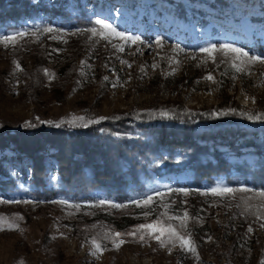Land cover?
I'll return each instance as SVG.
<instances>
[{"label":"rangeland","instance_id":"374dc122","mask_svg":"<svg viewBox=\"0 0 264 264\" xmlns=\"http://www.w3.org/2000/svg\"><path fill=\"white\" fill-rule=\"evenodd\" d=\"M22 1L32 9L18 18L8 10L10 27L0 28V37L29 33L15 45L0 44V132L54 127L73 117L84 118L76 121L80 125L161 111L264 113V64L236 72L223 54L215 53L213 60L201 52L209 44H231L264 57V0ZM97 19L139 36L141 43L124 44L115 38L109 42L77 31L97 27ZM46 27L60 31H37ZM113 44L122 45L123 51ZM208 75L213 80L205 79ZM26 122L35 126L27 127ZM60 127L87 128L67 123ZM242 129L248 133L236 139L233 149L214 132L200 139L202 146L222 153L231 167L228 175L214 177L211 184H196L191 169L163 175L134 170L113 146L73 156L62 171L60 159L47 154L35 163L18 143L9 142L0 149V216L5 218L0 264H261L264 219L253 213L262 203L257 194L264 191L256 181L264 163V125ZM200 130L204 128H196ZM166 149L177 162L180 149ZM160 154L168 156L165 149ZM158 166V172L163 171L162 164ZM119 177L124 180L119 182ZM217 185L252 191L201 195ZM180 188L189 191H169ZM148 195L153 196L150 208L131 203ZM101 199L127 207H99ZM185 211L190 217L186 229L179 220L168 219ZM157 218L190 233L199 259L179 244L161 247L154 239L139 242L125 235L126 242L115 249L111 239H104L106 232L128 233ZM8 224L18 230H7ZM94 237L104 246L96 256L89 254L88 241Z\"/></svg>","mask_w":264,"mask_h":264},{"label":"trees","instance_id":"16d2710c","mask_svg":"<svg viewBox=\"0 0 264 264\" xmlns=\"http://www.w3.org/2000/svg\"><path fill=\"white\" fill-rule=\"evenodd\" d=\"M216 1L221 2V0ZM27 3L28 1L22 0H0V28L10 27L8 10L12 9L14 17L17 16V18L27 10H31L32 8H27ZM219 11L221 12L222 9L220 8ZM212 113L214 112L175 111L169 112L166 118L152 113H141L135 116L126 115L118 119H108L84 129L40 126L17 131L14 134L0 132V149L7 147L9 142L18 143L20 149L29 154L28 156H31L35 163L50 154L51 158L60 159L58 165L63 171L71 164L70 160L73 156L92 155L93 150L96 151L99 146H113L134 170L152 169L157 171L156 175H163L191 169L196 184L201 180L211 184L214 177L228 175L231 167L222 153L202 146L199 143L200 139L211 138L213 135L211 132H214V137L225 141L233 149L236 139L248 133L242 129V125L254 128H258L260 124L264 125V120H250L242 114L243 112L235 111V114L215 116ZM255 114L258 113H253ZM197 127H202L204 130L197 132ZM99 132L102 134L99 135ZM250 144L249 142L246 145ZM167 147L172 150L180 149L177 162L174 160L173 152L168 151ZM163 149L167 151L168 156L160 154ZM203 156L210 158L204 161L201 159ZM158 163L162 164L161 172H158L160 169L155 167ZM262 163L260 175L256 180L260 183V189L264 188V163ZM117 179L119 182L124 180L120 177Z\"/></svg>","mask_w":264,"mask_h":264},{"label":"snow or ice","instance_id":"6c2138e0","mask_svg":"<svg viewBox=\"0 0 264 264\" xmlns=\"http://www.w3.org/2000/svg\"><path fill=\"white\" fill-rule=\"evenodd\" d=\"M95 25L97 27H92L89 29H77L78 32L87 31L90 32L93 36H100L101 38L105 40L111 41V38L119 39L120 41H123L124 44H127L131 42L132 44L141 43L139 36H130L126 35L124 32L117 31L110 23L106 22L103 19H97L95 21ZM52 33V32H59L60 29H54L50 27H46L42 30H37ZM29 33L24 31H19L16 33H13L12 35L3 36L0 37V44H4L5 47L8 46L9 43L15 45L17 38H22L25 35H28ZM32 35H36V33H31ZM155 43L160 46L161 41L159 38L155 41ZM113 47L116 48L118 51H123V46L120 44H113ZM173 51H176V49H173ZM201 52L206 53L208 58L215 60V53L223 54L225 57H228L232 61V68L236 72H243L245 69L255 63L264 64V57L257 56V55H251L249 52L244 51L242 48L234 47L231 44H209L207 47L201 48ZM194 58V57H193ZM16 64V62H13ZM126 63V62H124ZM83 64V61H82ZM17 70H20L19 64H16ZM45 71V75H50L47 70ZM262 76H264V73H261ZM107 79V78H105ZM205 79L213 80V77L211 75H208L205 77ZM253 102H255L253 100ZM229 114H235V110L229 109L225 111H221L219 113H212L213 116L215 115H229ZM243 115H246L248 119H260L264 120V114L258 113V114H250V113H242ZM161 117H167L168 113L165 111L160 112ZM117 119L119 117H116ZM99 119H105L104 117H100ZM83 117H73L72 119L68 121H61L60 123H56L55 127H60L61 124L67 123L69 126H83L88 127V124H95L98 123L99 120L92 119L89 120L87 123H82L80 125L76 124V121H83ZM41 123H45V121H41ZM46 123L52 124L53 122L48 121ZM27 127H34L35 125L31 123L26 122ZM169 191L173 192H180L187 194L188 189L180 188V189H169ZM236 191H252L251 189H233L230 187L220 186L217 185L216 187H212L207 190V193H201V195H207L211 194L212 196H219V197H226L232 195ZM157 196L162 195V193L157 192ZM258 197L261 200L260 206L257 208L256 212L253 213V215H256L257 219H264V191L259 192ZM16 203H19L20 201H14ZM25 203H28L29 201H24ZM153 202V196L148 195L145 198L142 199H133L131 203L135 204L138 208H150ZM61 204H66V201H59ZM109 206L111 208L115 209H123L127 207V205L124 204H116L112 203L111 201H107L104 199H101L98 201L99 207L103 206ZM73 207L79 208V205H74ZM165 208H167V205H165ZM248 208L245 206V211H247ZM145 217L149 215L147 211L144 212ZM162 215H167V213H163ZM18 219H22V217H17ZM169 220H179L180 222V228L186 229L187 228V222L190 219L187 211L183 213L182 216H168ZM4 222L5 218L0 216V231L5 230L4 228ZM261 227L264 228V224H261ZM7 230H18L16 229L15 225L8 224ZM253 229L251 226L248 228V232H252ZM137 233H139V236H137ZM128 235L132 236L133 238L138 239L139 242H144L146 239H154L156 240L161 247H164L165 245H176L179 244L180 248L183 251L190 252L194 256L198 258V254L196 251V245L194 241L191 239L190 233H181L177 230V228L173 224H166L163 223L159 218L154 220L151 224H139L136 226L134 231L128 232V233H120V232H106L104 234V239H111V243L115 249H118L120 245L124 244L126 241L122 238L123 236ZM209 239H211L209 237ZM88 243L91 245V251L90 255L96 256L98 253H102L104 251V246L101 242L98 241L97 238H92ZM261 264H264V261H261Z\"/></svg>","mask_w":264,"mask_h":264}]
</instances>
